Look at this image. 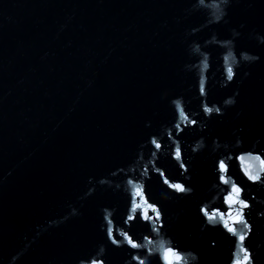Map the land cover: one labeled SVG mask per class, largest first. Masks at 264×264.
Returning a JSON list of instances; mask_svg holds the SVG:
<instances>
[{
    "label": "water",
    "instance_id": "95a60500",
    "mask_svg": "<svg viewBox=\"0 0 264 264\" xmlns=\"http://www.w3.org/2000/svg\"><path fill=\"white\" fill-rule=\"evenodd\" d=\"M262 160L264 0H0V264H264Z\"/></svg>",
    "mask_w": 264,
    "mask_h": 264
},
{
    "label": "snow or ice",
    "instance_id": "6c2138e0",
    "mask_svg": "<svg viewBox=\"0 0 264 264\" xmlns=\"http://www.w3.org/2000/svg\"><path fill=\"white\" fill-rule=\"evenodd\" d=\"M233 76H234L233 68L231 66H229L227 68V79L231 80V79H233ZM200 91H201V95H204L205 94V87H204V82L203 81H201ZM204 111L206 113H208V114H211L213 111L219 112L220 109L219 108L213 109L212 107H209V106L205 105L204 106ZM181 116L184 117V113H183V110L182 109H181ZM184 118L186 119V117H184ZM191 123H195V121H191ZM179 127H180V125L178 124L177 125V128H179ZM153 144H155L156 148H159L160 147V144L156 140H153ZM176 158L178 160L181 158V152L179 150V147H177ZM261 162L264 163V160H262ZM219 168H220L221 172L227 171L224 161H220ZM250 178L253 179V180L260 179L259 176H253V177H250ZM221 179L224 180V177L221 176ZM165 182H168V181L166 180ZM225 182L227 183V181H225ZM170 186L172 188H174L175 190L179 191V192H185L186 191V188L182 184H171ZM233 188L235 189V185H233ZM236 190L238 191V189H236ZM136 194L138 196L141 195V190H140V187L139 186H137V188H136ZM135 207H140V205L139 204H136ZM133 211H135V208L133 209ZM153 211H156V209L154 207H153ZM202 211H204L205 212V215L208 216L209 221H214L216 219V214L215 213L209 214L207 212V210H202ZM157 218H159V212H157ZM129 219H132V217L129 216ZM225 227L228 228V231L233 232L235 234V230L233 228H231V227H228V225H227L226 222H225ZM122 235H124L126 237V239L128 240V243L131 244L134 248L139 246L136 243H134L132 241V239L127 236L126 233H123ZM109 236H110V238L112 237L111 230L109 231ZM239 239L241 241H243V239H244L243 235H240L239 236ZM113 243H119V241L113 239ZM247 259H248V257L246 255L245 256V260H247ZM93 264H96V262L93 261ZM139 264H144V261L143 260H140L139 261ZM237 264H238V262H237Z\"/></svg>",
    "mask_w": 264,
    "mask_h": 264
}]
</instances>
